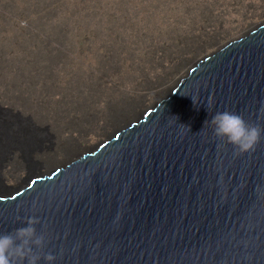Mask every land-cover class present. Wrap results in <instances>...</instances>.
<instances>
[{
	"label": "water",
	"instance_id": "95a60500",
	"mask_svg": "<svg viewBox=\"0 0 264 264\" xmlns=\"http://www.w3.org/2000/svg\"><path fill=\"white\" fill-rule=\"evenodd\" d=\"M196 66L115 140L1 190L0 234L37 218L54 264H264V133L237 154L205 124L264 129V26Z\"/></svg>",
	"mask_w": 264,
	"mask_h": 264
},
{
	"label": "bare ground",
	"instance_id": "6f19581e",
	"mask_svg": "<svg viewBox=\"0 0 264 264\" xmlns=\"http://www.w3.org/2000/svg\"><path fill=\"white\" fill-rule=\"evenodd\" d=\"M155 1L148 0L149 5H145V0H0V61L8 60L6 57H12L10 55H83L82 58L91 55V60L85 63L83 60H69L80 70L82 86L104 95L120 92L132 84L128 89L133 95L108 107L103 116L105 125L94 124L92 128L88 126L84 129L67 127L69 137L62 139L60 133L65 129L58 130L54 136L52 130L43 129L45 123L41 119L32 120L30 114L34 107L25 102L20 92L23 88L26 92H36L35 89H39L36 88L37 81H33L32 85L25 83L23 87L24 81L20 84L19 79H27V76L25 78L18 73L13 89L6 88L0 92V105L10 104L12 111L21 109V113L13 115L0 108V191L7 188L4 183L13 180L17 173L24 172V180L29 179L115 140L119 132L131 128L132 124L137 125L149 111L167 101L181 80L198 68L196 65L199 62L264 26L263 22L246 30L249 25H242L255 10L264 7V0H180L183 15L174 19L166 17L162 22L168 28L164 31L155 22L152 24L148 20V24L141 23L140 18L134 17L137 13L133 12L132 19L126 8L129 4L139 3V12L151 9L163 12L161 4L151 5ZM236 37L240 38L225 42ZM214 48L216 50L212 51ZM199 55L208 56L195 61L166 92L171 77L181 74L185 65ZM40 60L43 73L39 78L42 82L39 90L52 96L54 92H49L53 88V74L49 72L57 60L42 57L32 62ZM3 73L0 68V75L3 76ZM112 74L117 75V79L113 77L114 80H111ZM151 99L157 100L156 104L140 114L137 110ZM49 101L46 100V103ZM103 126L113 130V135L82 154L80 145L86 142L84 138L103 130ZM72 133L76 136L73 137ZM59 156L62 157L60 162Z\"/></svg>",
	"mask_w": 264,
	"mask_h": 264
},
{
	"label": "rangeland",
	"instance_id": "374dc122",
	"mask_svg": "<svg viewBox=\"0 0 264 264\" xmlns=\"http://www.w3.org/2000/svg\"><path fill=\"white\" fill-rule=\"evenodd\" d=\"M157 3L161 4V6L160 5L159 6L163 10V12L158 13V11H154L151 9L148 12H144V13H146V14H144L142 10H141V12H139L140 11V7H139L140 4L139 3H138L139 5L138 4L137 5L129 4V6H127L126 8H127L128 13L130 14L131 18L133 17V12H134V14L137 13V15L136 16L134 15V17L138 20L140 18L141 23H143V24L147 23L148 24V20L152 24L155 22L160 27H162V29L164 31V30H167L168 27L162 21L166 17H173V19H174L177 16L179 17V16L183 15V12H182L183 10H181V6H179L181 4L180 0H174V1L173 0H168V1L167 0H156L155 2H152L151 5L157 4ZM163 4H165V5H163ZM145 5H149L148 0H145ZM173 5H175V6H173ZM182 6H184L183 3H182ZM134 17L132 19H134ZM263 22H264V7L262 6L261 8L255 10L253 15H250L242 23V25H246V26L249 25L246 28V30H250V29L262 24ZM172 23H173V21H172ZM149 26L152 28L151 25H149ZM248 28H250V29H248ZM238 38H240V37H236V38H232V39L228 38L225 42L227 43L228 41L236 40ZM226 43L222 44L221 46L225 45ZM215 50H216V48H214L212 51H215ZM10 56H12V57H8V56L6 57V59H8V60L0 61V68H2L4 71L3 76L0 75V92L4 91V89H6V88L12 87L11 89H13V81L17 78L18 73L24 75L25 78L27 76V79H24V80H22L23 78L19 79L20 84H21V82L24 81V83L21 86L25 87L24 86L25 83H31V85H32L33 81H35L34 83H36V81H37V84H36L37 87L36 86L35 87L41 89L42 86H40V85L42 84V82L39 81V78H40V74L43 73V67H42L43 63L41 62V60L39 62H34V63L32 61L35 60V58H42V57L43 58L44 57H50V58L57 60L56 61L57 63L51 67V70L49 72V73L53 74L52 75V84H51V85H53V88H52L51 92H49V93L54 92L52 96L46 95L47 93H44L39 89H35V90H37L36 92L35 91L34 92H32V91L26 92L24 90L25 88H23V90H21V92H20V96H22L23 99H25V102L34 107L33 113L30 114L33 117L29 115L30 117H32V120L35 118L41 119V121H43L45 123L43 129L52 130L51 133L54 136L56 135L55 132H57L58 130H60V132H61V130L65 129L67 127L73 126L74 129H80V128L84 129V128H88V126L93 127L94 124L98 125V126L99 125L100 126L105 125L103 116H104V113H107L108 107L113 106L115 103L118 104L117 102L121 101V99H125V97H127V99H128V97L133 96L132 94H130L131 91L128 89V88H131L132 84L127 85L126 87H128V88H126L125 90H120V92H113V93L107 92L104 95H100L98 92L90 90V89L82 86L83 84L81 85L82 82H81V78H80V70L78 68H76L77 66L71 65L69 60H75V61H77V60L82 61L83 60V62L85 63L86 61L91 60L89 58V57H91V55L90 56L85 55V57H84L85 59L82 58L83 55H80V56L79 55L78 56L77 55H10ZM207 56L208 55H199L194 60H191L190 62H188L185 65L181 74H177V75H174L173 77H171V79L169 80V83L167 84L168 86H166L167 87L166 92L174 87V85L184 76L185 72L189 70V68L195 63V61L197 62V61H199V60H201ZM9 58H10V60H9ZM31 59H33V60H31ZM36 67H38V68H36ZM38 73H39V75H38ZM28 75L31 78H29ZM113 77L115 79H117V75L115 76L113 74L110 76V79L114 80ZM55 78L57 80L56 82H54ZM70 78H71V80H70ZM4 80H6V82ZM9 80L12 82H10ZM30 80H31V82H29ZM2 81H4L5 84ZM78 81H80V82H78ZM54 85L57 87H60L62 89L58 90ZM5 86H7V87H5ZM24 91H25V93H24ZM14 94L17 95L18 93H14ZM29 95L31 96V98H29ZM9 96H10V94H9ZM46 96H47V98H45ZM48 99L50 101L52 99V101L51 102L49 101L46 103V100H48ZM156 102H157V100L153 99L150 102L144 103L145 105L141 106L137 111L140 114H142L148 108L155 105ZM8 103H9V101H8ZM9 105L10 104H7V103L2 104V105H0V108L4 111H10V113L13 115H15V113L16 114L21 113V109H18V108L13 110V111L10 110ZM98 111H100L99 114H98ZM91 118L92 119L94 118V119L92 120ZM96 120H98V121L96 122ZM87 121L88 122L91 121V122L89 124H87ZM113 133H114L113 130H111L107 126H103V130L96 131L95 135L89 134L88 136H86L84 138V140H86V142L80 145V147H81L80 152L83 154V153L87 152L88 150L98 146L100 143L106 141L107 136L113 135ZM72 136L75 137L76 133H72ZM60 137L62 139H66L69 137V134L66 132V129L64 130L63 133H60ZM60 161H62V157L59 156L58 162H60ZM44 171L45 170H43L42 172H44ZM24 179H25L24 172H20V173L16 174V177L13 180L5 182L4 185L7 188L8 187H14L17 184H19L20 182L24 181Z\"/></svg>",
	"mask_w": 264,
	"mask_h": 264
},
{
	"label": "clouds",
	"instance_id": "9594fccd",
	"mask_svg": "<svg viewBox=\"0 0 264 264\" xmlns=\"http://www.w3.org/2000/svg\"><path fill=\"white\" fill-rule=\"evenodd\" d=\"M205 124L211 126L213 136L233 146L237 154L254 150L264 133V129L247 124L240 115L228 111L216 113ZM39 223L37 218H28L25 227L0 234V264H40L41 260L54 264L55 257L43 252L46 236L37 234Z\"/></svg>",
	"mask_w": 264,
	"mask_h": 264
}]
</instances>
